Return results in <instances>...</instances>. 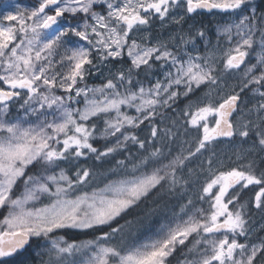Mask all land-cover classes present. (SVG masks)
<instances>
[{"label":"snow or ice","instance_id":"1","mask_svg":"<svg viewBox=\"0 0 264 264\" xmlns=\"http://www.w3.org/2000/svg\"><path fill=\"white\" fill-rule=\"evenodd\" d=\"M179 8L184 9L183 15L170 16V9ZM198 10L227 15L217 21L216 45L204 26L194 24L179 35L173 45L177 51L162 40L144 43L147 34L137 42L136 34L146 32L153 17L163 21L170 16L181 24L186 17L198 15ZM220 37L227 44L222 51ZM197 39L205 44L204 55L187 50L191 45L196 51ZM58 49L63 54L57 63L68 62L66 73L56 71L51 59ZM252 54L255 63L249 59ZM96 60L119 61L122 66L109 69L110 75L99 87H78L97 67ZM158 62L162 69L167 65L164 80L157 78L144 87L139 76L147 78ZM242 65L239 91L232 89L213 102V86L219 88L221 77L234 74ZM0 82L7 86L0 87V209L6 213L0 219V264H36L37 257L38 264H74L70 258L84 251L86 264H171L169 257L194 234L188 249L191 259L183 264H264V242L237 239L248 237V201H241L240 193L258 186L254 203L264 210V169L257 173L249 156L253 149L236 153L237 160H247L246 164L226 170H220L224 168L221 161L207 158L208 176L197 197L207 208H195L189 198L181 205L187 219L181 217L178 223L153 224L145 217L135 224L126 221L113 226L142 201L187 186L186 161L210 149L218 138H250L251 134L264 148V0H38L31 8L0 0ZM201 85L209 92L205 98L192 99L190 94ZM57 88L66 95H56ZM245 89L259 97L250 108L240 95ZM180 97L188 99L181 109L184 124L201 133L195 151L172 155L162 143L159 148L153 144L147 152L145 140L133 130L149 121L150 139L163 141L171 129L158 136L152 121L160 109L171 108ZM80 103L83 108L75 106ZM13 105L23 109L25 117L44 110L41 115L53 119L35 125L26 119L12 120ZM125 107L138 115H128L122 111ZM49 109L53 111L48 113ZM93 118L104 122L101 137L116 138L112 146H94ZM129 141L147 154L131 170L124 161H117L124 174L91 193L82 191L91 176L89 169L76 170L73 179L61 167L89 154L96 160L107 158ZM33 168L37 171L32 172ZM140 227L145 231L126 243V228ZM68 230L101 234L69 242L61 234ZM117 236L120 243H111Z\"/></svg>","mask_w":264,"mask_h":264},{"label":"trees","instance_id":"2","mask_svg":"<svg viewBox=\"0 0 264 264\" xmlns=\"http://www.w3.org/2000/svg\"><path fill=\"white\" fill-rule=\"evenodd\" d=\"M206 14L208 13H204V21L202 20L200 25L197 26L198 27L204 26L206 28V33L210 35L212 42H215V32L213 31L214 24L213 21L209 19L208 21L205 20V18L207 17ZM243 68L244 67H241V70H237L234 74H227V73L224 74L219 82L224 84H230L233 83L234 81L240 85L241 84L240 79L235 77L240 75V73L243 71ZM213 88L215 87L213 86ZM207 92H209V89L205 85H201L199 89H196L194 94H190V97L192 99L205 98V93ZM242 100L246 101L247 107L249 108L252 107V105L255 103L254 101H252L251 98H247L245 94L242 96ZM187 102H188L187 98L180 97L177 100L176 104H173L171 108H167L161 115L155 117L154 120L152 121V123H154L155 126L157 127L158 136L162 134L165 130L171 129V133H169L168 136L164 137L163 141L150 139L149 121H146L143 125H140L139 128L133 130L135 135H137L140 139L145 140V149H147V152H150L152 150L153 144L159 148L162 146V143L166 144L167 148H170L172 150V155H175L181 150H183L185 154H187V152L191 150V145L188 137H191L190 134H192L193 128L184 124L183 116L181 113V109L185 107ZM93 119L95 120L96 128H97V132H96L97 138L92 141L94 146L98 148H103L105 145L112 146L115 143L116 138L115 137L102 138L101 136H98V134L101 133L104 127V122L102 119H96V118ZM89 123H91V121ZM172 133H174L175 135H172ZM248 139L250 141H258V139L252 136L251 134H250V138ZM181 143L184 145H182ZM225 144H227V142L216 140L215 145L211 146L210 150L205 153L206 159L208 157H212L213 159L215 157L219 158L221 154L225 152V146H224ZM145 149H140L137 144H134L131 141H129L126 144V146L118 149L116 153L112 154L107 158L96 160L94 158V154H89L87 158L85 157H81L79 159L73 158L72 164H67V163L61 164V167L64 168L67 174L73 179L75 178L76 170L80 168L89 169L91 172V176L89 178V181L86 182L84 186H82V191L91 192L97 188L103 187L110 180H115L124 174L123 171L118 168L117 161H124L128 169L131 170L132 164L137 162L140 157L147 154ZM213 153L215 154L214 156ZM254 155H255L254 157L255 159L253 158ZM249 156L250 158L252 157L255 160L257 166L256 169L257 173H259L261 169H264V158L263 159L259 158L258 154L255 152L250 153ZM233 159L231 163L233 167L234 166L238 167L239 165L246 164L248 162L247 160L235 161ZM201 161H202L201 159L197 158V154L192 156L188 161H186V170L183 173V175L185 176L186 179L189 180V184L187 186H185L184 188L178 187L177 190L173 193L162 191L156 194L155 196H152L151 198L142 201L138 206H134L133 209H129L128 213L126 215H123L122 218H117V221L113 222V226L125 225L126 221H132L133 224H135L138 218H145V217H147L148 223L155 224L159 220L169 219L183 214L181 212V205L187 203V200L189 199L188 193L191 191L193 185L196 184V188L198 190H195L196 189L195 188L194 191H196L197 193H200V189H201L200 185H203L202 176H204L205 172H203L204 167L203 165H201ZM113 169L116 170L115 174L112 171ZM31 171L36 172L37 169L33 168ZM258 190H259L258 186H250L248 189H244L240 193L241 201H248V207L246 211V215H247L246 219L248 220V225H250L248 226V228H250L253 225L257 226L260 220H262L259 217L260 214L259 212L261 210L255 208V203H254L255 192ZM141 229L144 228L143 227H140L138 229L133 228L130 231V235H132L133 232L135 231H141ZM108 230L109 229L107 228L102 229V231H108ZM126 231H128L127 228ZM61 234L64 235L69 242L72 241L81 242V241L94 239L95 237L99 236L101 232L100 231L93 232L92 230H88L87 232H79L78 230H68ZM118 238L120 237L117 236L112 241L115 244L120 243V241L117 240ZM260 238L264 240V230H262L260 234L256 236V239H260ZM182 258H183V252L182 250H180L170 260L171 264H177ZM45 259H47V257H45ZM259 259L260 256L258 260ZM35 260H36V264H38L39 262L38 258H35Z\"/></svg>","mask_w":264,"mask_h":264},{"label":"rangeland","instance_id":"3","mask_svg":"<svg viewBox=\"0 0 264 264\" xmlns=\"http://www.w3.org/2000/svg\"><path fill=\"white\" fill-rule=\"evenodd\" d=\"M13 2L19 3L22 8H31L38 3V0H13ZM2 10L7 11V9H2ZM183 13H184L183 8L170 9V16L173 14L183 15ZM170 16L166 17L165 20H163V21L153 17L152 21L150 22L151 27L149 29H147L146 32H140V33L136 34L137 42L140 43L141 42L140 37L145 36L147 34V40L144 41V43H147L150 45V44L156 43L157 40H162V41L169 43L170 50L177 51V49L174 48L173 45L178 43L179 35L186 33L187 29L189 30L190 25L194 24L195 26H197V25H200L202 20L204 21V14H198V15L192 14L191 18L186 17L184 22H182L181 24H176L170 19ZM206 16L207 17L205 18V20L208 21V19H209V20L213 21V24H214L213 25V31L215 32V42H212L209 34H207V36H208L211 44L216 45L217 44V32H216L217 21L221 20V19H227V15L221 14L218 12V10H216L215 13L206 14ZM73 22H75V21H73ZM4 23H8V22H4ZM170 38H171V40H170ZM219 48L221 51L227 48V44H226L223 37L219 38ZM187 50L192 55H197V54L204 55L205 54V44L203 41L197 39L196 51L192 50L191 45L187 46ZM221 51H218L217 54L220 55ZM62 54H63V50L58 49L57 53L51 59L53 60L56 71L66 73L68 71V68H67L68 62L64 61L63 64L57 63V61H59L60 56ZM249 59H251V61L253 63H255L254 54L250 55ZM218 63H219V61H218ZM94 64H96L97 67L92 69L91 74L85 76V79L83 82L78 83V85H77L78 87H84L85 85L87 87H90V88L99 87L103 83L106 82L105 78L110 75L109 69L119 68L122 66L119 61H113L112 63H108L106 61L104 63H100L98 60H96V61H94ZM123 66H125V67L129 66V60H128L127 56H125L123 59ZM166 68H167V65H165V67L162 69L160 67V62H158L157 65L155 66V70L152 74H150L147 78H145L144 75H140L139 80L143 83L144 87H146V88L150 87L152 84L155 83V80L157 78L160 79L161 81L164 80L163 73H164V70ZM242 72L240 73L239 76H236L235 78H238L241 81ZM219 85H220L219 88H216L214 86L215 88H213L214 90L211 92L210 99L213 102L218 100L221 96L227 95L229 92L232 91V89L239 91V84L234 82V81H233V83H230V84H224V83L219 82ZM0 87L6 88V85H3V83L0 82ZM180 90L183 91V86H181ZM262 90H264V89H262ZM54 92L56 95H66V93H64V91L62 89H59V88L54 89ZM217 93H219V95H217ZM244 94L246 95L247 98H251L252 101H254V102H256V100L259 99L258 96L254 95L248 89H245L244 92L240 93L241 98ZM80 99L82 100V97ZM75 106L83 108V103H80V104L75 105ZM36 107L38 108V105ZM166 109H167V107L160 109V114H158L157 116L161 115ZM47 111H48V113H51L53 110L49 109ZM122 111L127 112V114L130 116L138 115V113L135 111V109L125 107V108H122ZM42 112H44V110H38L36 113L29 114L27 117H25L24 110L19 109L18 105H13L9 110V117L12 120L26 119L28 122L32 123L33 125L40 123L45 118H47L48 120L53 119V116H51V115H48L47 117H45L44 115H41ZM57 115H58V113H57ZM145 122L146 121H144V123ZM143 124H141V125H143ZM25 126H27V124ZM190 135H191V137H188V139L190 141L191 150L195 151V148L197 146V139L201 135V133H198L195 129H193V132ZM98 136H101V135L98 134ZM214 145H215V141L212 143L211 146H214ZM224 146H225V152L223 154H221V156L219 158L215 157L213 159L214 163L217 160H219L223 163L224 168H222L220 170H226L227 168L233 167L231 165V163H232V159L234 156L235 157L233 160L240 161V160H237L236 153L240 152L242 149H253V151H251L250 153L255 152L258 154V156L261 159L264 158V148L259 146L258 141H250L248 138L234 137L232 142H229V143L225 144ZM209 150L210 149L202 150L203 156L201 155V153H196L197 158L202 160L201 165H203V167L205 168V169L203 168V172H205V174H204V176H202V184H204V182L208 176L207 171H206L208 165L206 163L207 159L205 157V153ZM198 162H199V160H198ZM234 167H236V166H234ZM55 171L58 173L60 171V169L57 168V169H55ZM195 188H196V184L193 185L191 191L188 193V197L190 199H192L193 205L195 206V208H201V207L207 208L208 205L206 203L197 199V197L200 193H197L196 191H194ZM195 190H198V189L196 188ZM91 192H89V193H91ZM229 207L231 208L232 206L230 205ZM259 213H260L259 217L262 220H260V222L257 226L253 225L250 228H248V226H250V225L247 224V228H248L247 240L243 236H238L237 239L240 243L247 242L249 244H260V243L264 242V240L262 238L256 239V236L258 234H260V232L262 230H264V211L261 210ZM5 214L6 213L4 212V210L0 209V219H2ZM181 217L183 219H187V216H184L183 214H181V215H178V216L173 217V218L159 220L157 223H167L170 221L174 222V223H178V222H180ZM157 223H155V224H157ZM141 230L142 231L133 232L132 235H130V231H126V233L124 234L125 242L127 243V242H130V241L136 239L141 233L144 232L145 229H141ZM194 238H195V234L193 237H189V239L185 242V245L178 246L176 252L173 253V255L171 257H169V260H171L176 255V253L180 250H182V252H183V258L177 264H183V262L185 260L191 259V254L188 253V249L192 247V244L194 242ZM217 238H221L219 234H217ZM231 239H232V236L230 235L229 240H231ZM117 240L120 241V238H118ZM111 243L115 244L113 241H111ZM116 244H119V243H116ZM258 258H259V254H258L257 259ZM87 259H88L87 251H84L82 253H78V254H76L70 258V260H72L74 262V264H86ZM38 260H39V258H38ZM254 264H255V261H254Z\"/></svg>","mask_w":264,"mask_h":264},{"label":"water","instance_id":"4","mask_svg":"<svg viewBox=\"0 0 264 264\" xmlns=\"http://www.w3.org/2000/svg\"><path fill=\"white\" fill-rule=\"evenodd\" d=\"M198 12H201V13H208L207 10H198ZM213 12H215V10H213ZM243 67V65L241 66ZM233 137L232 138H227V137H220L218 138L217 140L221 141V140H224V141H232Z\"/></svg>","mask_w":264,"mask_h":264},{"label":"bare ground","instance_id":"5","mask_svg":"<svg viewBox=\"0 0 264 264\" xmlns=\"http://www.w3.org/2000/svg\"><path fill=\"white\" fill-rule=\"evenodd\" d=\"M198 24H199V23H198ZM196 25H197V24H196ZM197 27H198V26H197ZM187 30H188V29H187ZM181 144H182V143H181ZM182 145H184V144H182ZM254 157H255V155L253 156V158H254ZM251 158H252V157H251ZM253 158H252V159H253ZM259 158H260V157H259ZM254 159H255V158H254ZM259 160H260V159H259ZM259 160H258V161H259ZM262 162H263V161H262ZM262 162H261V163H262ZM141 231H142V230H141ZM144 231H145V230H144Z\"/></svg>","mask_w":264,"mask_h":264}]
</instances>
